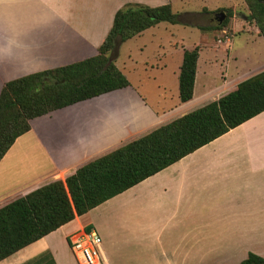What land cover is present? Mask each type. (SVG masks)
<instances>
[{
  "label": "crops",
  "instance_id": "0c3cea01",
  "mask_svg": "<svg viewBox=\"0 0 264 264\" xmlns=\"http://www.w3.org/2000/svg\"><path fill=\"white\" fill-rule=\"evenodd\" d=\"M174 2L0 0V93L14 80L96 57L125 5L169 3L173 10ZM226 2L217 7V0H202L197 14L209 23L197 26L198 36L181 27L186 34L167 41L169 49L160 40L154 54L125 60L118 49L114 65L128 87L30 121V131L0 162L6 168L23 160L29 167L16 188L27 186L7 200L64 182L87 162L262 73L264 39L243 0ZM217 10L229 15L221 29H213ZM195 48L193 95L181 103L183 54ZM140 66L151 74L140 76ZM87 230L101 237L103 264H240L248 254L264 258V112L0 264H77L68 237ZM18 255L20 262H11Z\"/></svg>",
  "mask_w": 264,
  "mask_h": 264
},
{
  "label": "trees",
  "instance_id": "16d2710c",
  "mask_svg": "<svg viewBox=\"0 0 264 264\" xmlns=\"http://www.w3.org/2000/svg\"><path fill=\"white\" fill-rule=\"evenodd\" d=\"M243 1L248 20L264 39V0ZM219 12L226 13V19L213 29L227 24L228 11ZM180 20L169 3L154 8L125 5L116 12L96 57L6 84L0 93V162L15 140L30 131V121L128 87L114 65L119 45L160 23ZM198 51L183 54L178 78L181 103L193 95ZM263 112L264 71L217 101L87 162L64 182L5 201L0 205V262ZM240 264H264V258L248 254Z\"/></svg>",
  "mask_w": 264,
  "mask_h": 264
},
{
  "label": "rangeland",
  "instance_id": "374dc122",
  "mask_svg": "<svg viewBox=\"0 0 264 264\" xmlns=\"http://www.w3.org/2000/svg\"><path fill=\"white\" fill-rule=\"evenodd\" d=\"M217 7H221L223 5H227L226 0H217ZM208 3V2H207ZM202 4V0H175L174 2V12L178 14L180 21L182 23L179 24H169V23H160V25L156 26L154 29H150L149 31L144 33V36L141 39H134L135 41H128L125 44H122L118 47L119 49V57L122 60H125L126 57H130V55L134 57L145 58L157 52L158 42L161 40L162 42H166L164 47L169 49L167 41L172 40L173 37H183L185 34L181 27L185 26L186 30L193 34L194 36H198L197 26L207 25L209 20H205V18L200 17L197 13L200 11V5ZM207 5V4H206ZM210 9H214L213 6H209ZM218 11V10H217ZM217 11L213 13L215 16ZM215 21V20H214ZM217 25V22L213 23ZM192 36V35H191ZM191 39V37H190ZM192 40V39H191ZM141 49V50H139ZM118 52V50H117ZM117 58V57H116ZM253 63V62H252ZM138 73L140 76L145 77V73L148 75L151 74V70L145 71L142 66L139 67ZM9 167V168H8ZM29 171V167H27L23 160H20L19 165L16 163H12L10 166L6 168L0 167V194L2 195L0 199L10 198L12 193L16 190H20L23 187L25 188L27 185L22 186L20 188H16L19 185V176ZM16 188V189H15ZM15 190V191H14ZM33 252L35 253L34 249ZM33 257H36L34 254ZM22 259L21 255L16 256L12 259L11 262L19 263ZM33 259V258H32Z\"/></svg>",
  "mask_w": 264,
  "mask_h": 264
},
{
  "label": "built area",
  "instance_id": "2783aa9c",
  "mask_svg": "<svg viewBox=\"0 0 264 264\" xmlns=\"http://www.w3.org/2000/svg\"><path fill=\"white\" fill-rule=\"evenodd\" d=\"M101 244V237L91 230L68 237V246L77 264H103Z\"/></svg>",
  "mask_w": 264,
  "mask_h": 264
},
{
  "label": "water",
  "instance_id": "95a60500",
  "mask_svg": "<svg viewBox=\"0 0 264 264\" xmlns=\"http://www.w3.org/2000/svg\"><path fill=\"white\" fill-rule=\"evenodd\" d=\"M225 13L224 12H219L214 16L215 22H217L218 25L222 24L223 21L225 20Z\"/></svg>",
  "mask_w": 264,
  "mask_h": 264
}]
</instances>
